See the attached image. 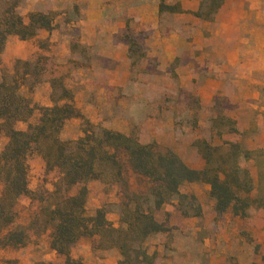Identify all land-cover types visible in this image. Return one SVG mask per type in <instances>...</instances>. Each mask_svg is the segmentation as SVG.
<instances>
[{
  "label": "rangeland",
  "instance_id": "obj_1",
  "mask_svg": "<svg viewBox=\"0 0 264 264\" xmlns=\"http://www.w3.org/2000/svg\"><path fill=\"white\" fill-rule=\"evenodd\" d=\"M56 1L0 0V13L14 7L24 19L32 12L54 17V28L50 31L39 30L25 41L9 37L0 55V83L15 88L34 108L26 122H14L13 128L25 131L28 125H35L40 108L44 107L41 100L45 98L51 106L72 103L81 115L64 123L60 135L64 141L78 139L90 126L104 128L132 136L141 144H150L159 153L172 151L190 168L198 165L196 158L204 161L202 154L207 152V147L225 150L227 143L238 144L244 153L240 167L248 172L252 185L244 216L235 215L232 209L216 214L209 186L204 183L194 188L198 198L190 194V184L185 183L179 191L187 200L168 197L153 213L166 231L176 230L178 226L170 227V214L165 212V207H174L178 218H187L193 225L210 227L200 235V240L213 241L211 250L217 260L214 264H250L258 259L262 262L259 239L264 241V82H258L255 72V78L248 84L240 78L242 73L237 67L238 60H245L252 69H258V25L246 22L240 29L235 25L236 18L253 16V10L249 5L240 8L233 1L220 12L222 0L211 19L217 16L216 53L210 60L214 66L211 73L214 85L194 89L179 86V58L173 60L153 53L158 51L161 41L150 39L151 31L126 25L108 43L91 40L88 38L91 28L80 23L78 8L70 13L53 11ZM202 4L203 14L214 10L216 5L211 0H203ZM124 11L114 7L106 10L111 22L109 28L119 29L117 22L123 18ZM247 39L250 41L246 42ZM240 51L244 54L238 55ZM202 63L200 60V69ZM202 69L200 79L205 75ZM202 93L205 98L200 97ZM8 140L9 132L4 128L0 132V155ZM27 163L32 195L19 197L9 214L0 219V264H62L63 257L50 248L52 225L43 210L56 203L51 193L60 186V174L47 171L35 151ZM110 179L85 183V215L92 217L101 209L107 221L118 228L128 200L125 190L143 194L151 184L130 169L124 174L126 188ZM4 186L0 164V196ZM79 188L80 185L63 189L61 195H75ZM196 213L199 214L194 216ZM166 231L152 234L144 241L154 262L162 255L157 249L159 244L162 249V243L156 235ZM69 254L82 264H118L120 259L117 249L90 236L81 237Z\"/></svg>",
  "mask_w": 264,
  "mask_h": 264
},
{
  "label": "trees",
  "instance_id": "obj_2",
  "mask_svg": "<svg viewBox=\"0 0 264 264\" xmlns=\"http://www.w3.org/2000/svg\"><path fill=\"white\" fill-rule=\"evenodd\" d=\"M159 1L160 10L174 12L163 4V0ZM211 1L216 4L214 10L203 14L202 4L194 15L211 20L222 0ZM53 28L52 14L32 12L24 19L14 7L5 9L0 13V55L9 37L25 41L33 38L39 30ZM33 111L34 108L17 94L15 88L0 83V132L4 128L9 132L8 143L0 155L1 173L5 179L0 196V219L9 214L19 197L32 195L28 188L27 160L33 151L37 152L47 171L55 170L60 174V186L51 193L56 203L43 210L47 222L52 225L50 248L63 257L62 264H82L71 258L69 252L84 236L98 237L102 244L117 249L120 255L118 264H153L154 256L147 252L144 241L152 234L166 231L156 221L153 212L159 210L168 197L187 200L188 197L179 191L185 183L208 185L216 214L222 215L229 209L237 216L246 214L249 207L247 195L252 185L248 172L240 167L239 160L244 153L238 144L227 143L225 150L207 147V152L202 154L204 168L194 170L172 151L159 153L150 144H141L132 136L104 128L90 126L91 129L85 130L78 139L62 140L64 123L81 116L72 103L42 107L35 125H28L25 131L13 128L12 123L26 122ZM126 169L147 179L151 186L143 194L125 190L128 200L121 211V225L115 228L101 209L92 217L86 216L85 183L110 177L126 188ZM77 185L80 188L75 195H61L63 189ZM262 262L264 264V255Z\"/></svg>",
  "mask_w": 264,
  "mask_h": 264
},
{
  "label": "crops",
  "instance_id": "obj_3",
  "mask_svg": "<svg viewBox=\"0 0 264 264\" xmlns=\"http://www.w3.org/2000/svg\"><path fill=\"white\" fill-rule=\"evenodd\" d=\"M202 1L163 0L165 6L176 7V10L174 12L167 10L160 12L159 0H57V6H54L52 10L68 11L70 13L74 8H78L80 23L91 28L88 38L98 40L101 43H106V41L108 43L115 38L120 32L119 30L126 27V25L132 27L140 26L142 27L141 30L144 28L148 32L151 31L150 39L161 41L158 51L153 52L154 54L172 57L173 60L179 58L180 64L177 72L179 74L180 88H213L214 81L211 79V73L214 66L210 60L216 53L214 40L217 16L214 20L196 17L194 13L200 9ZM233 1H237V6L240 8L249 5L254 12L253 16L236 18L235 25L238 29L246 22L247 24L255 22L258 25V69H252L248 61L238 60L237 67L242 73L240 78L251 84L252 77L255 78V72H258V82H264V1L224 0L220 12ZM110 7L125 9L123 18L118 19L117 25L119 29L117 30H113L112 27L109 28L108 26L111 25V22L108 20L106 10ZM249 41L247 39L246 42ZM224 42H227V40L225 39ZM240 43L243 44L242 39ZM109 50L115 51L110 47ZM224 53L227 54L225 48ZM243 54V51L238 53V55ZM200 60L203 61L201 69L203 68L202 72L205 74L201 79L199 76L201 70L199 66ZM200 97L205 98L206 95L202 93ZM209 97L211 98L212 94ZM41 102L44 107L51 106L50 103L45 101V98H42ZM196 162L198 165L195 167L191 166V169L202 170L205 165L204 161L198 157ZM188 184H190V194L198 198V194L194 191L198 183ZM164 210L170 214V227L176 225L178 228L156 235L162 243V249L161 244L157 248L162 255H158L154 264H176V262L177 264H214L217 262L216 256L211 250L214 247L213 241L200 240V235L204 230L209 231L210 227L193 225L187 218H178L179 215L174 207H165ZM172 219H177L178 222H173ZM262 235L264 236V231ZM259 244L262 246L263 256L264 241L261 238L259 239ZM252 261L250 264H263L261 259Z\"/></svg>",
  "mask_w": 264,
  "mask_h": 264
}]
</instances>
